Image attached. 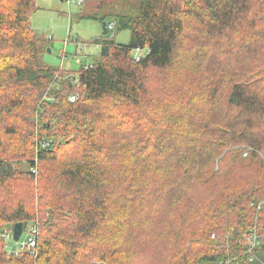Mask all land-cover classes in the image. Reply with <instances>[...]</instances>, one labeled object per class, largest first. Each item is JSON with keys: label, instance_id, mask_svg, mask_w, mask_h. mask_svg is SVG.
Segmentation results:
<instances>
[{"label": "trees", "instance_id": "1", "mask_svg": "<svg viewBox=\"0 0 264 264\" xmlns=\"http://www.w3.org/2000/svg\"><path fill=\"white\" fill-rule=\"evenodd\" d=\"M37 10L0 0V231H39L0 264H264V0H140L77 73L44 62Z\"/></svg>", "mask_w": 264, "mask_h": 264}, {"label": "rangeland", "instance_id": "2", "mask_svg": "<svg viewBox=\"0 0 264 264\" xmlns=\"http://www.w3.org/2000/svg\"><path fill=\"white\" fill-rule=\"evenodd\" d=\"M36 4L38 10L31 17V26L46 41L44 47H49L47 54L43 56L44 62L55 69L75 73L100 60L101 46L93 40L112 39L118 44H128L131 32L118 31L116 28L112 30L111 25L117 16H135L140 9V0H36ZM93 17L96 19H92ZM105 21L111 23L108 32H104ZM144 54V51L136 52L134 58L138 60ZM193 70L180 64L167 71L152 72L150 90L153 97L161 101L166 96V85L179 83L178 80L183 75L186 80L188 73L191 74ZM123 126L125 132L131 129L129 124L123 123ZM129 135L130 133H125L124 137ZM34 161L37 162V159ZM16 168L24 172L28 170L26 162ZM11 230L13 225L3 226L0 231V247H3L8 256L30 252L26 244L21 248V244L27 241L26 234L22 236L20 243L8 236V240L3 237L6 233L11 234Z\"/></svg>", "mask_w": 264, "mask_h": 264}, {"label": "built area", "instance_id": "3", "mask_svg": "<svg viewBox=\"0 0 264 264\" xmlns=\"http://www.w3.org/2000/svg\"><path fill=\"white\" fill-rule=\"evenodd\" d=\"M111 28H112V26H111ZM75 83L78 84V80H75ZM77 99H78V96H73V97L70 98V100L72 102L76 101ZM50 145H52L51 141H49L48 143H44V146H50ZM13 229H14V227H13ZM38 232H39L38 231V223H36V222L28 223L27 228L24 230V232L22 234V236L24 234H26V240L27 241H25L23 244H21V248H23L24 245L26 244V246L28 247L29 251L30 252H34L35 249L37 248ZM7 236L9 237V239L11 238L14 241V239H13V230H11V234H9V235H8V233L3 235V237H5L6 239H7ZM22 236H21V238H22ZM21 238H20V240L17 243H20ZM261 242H262V238L260 236H258V234L255 231H253L250 234V236H249V243L251 245V248L254 249V248L259 247ZM222 264H225V263H222Z\"/></svg>", "mask_w": 264, "mask_h": 264}, {"label": "water", "instance_id": "4", "mask_svg": "<svg viewBox=\"0 0 264 264\" xmlns=\"http://www.w3.org/2000/svg\"><path fill=\"white\" fill-rule=\"evenodd\" d=\"M104 32L107 30V23H103ZM50 51V50H49ZM28 223H17L14 225L13 229V239L15 242H18L24 232V230L27 228Z\"/></svg>", "mask_w": 264, "mask_h": 264}]
</instances>
